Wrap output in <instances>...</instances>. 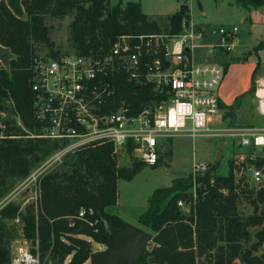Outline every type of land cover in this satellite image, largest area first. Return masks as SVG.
I'll list each match as a JSON object with an SVG mask.
<instances>
[{"label": "trees", "instance_id": "obj_1", "mask_svg": "<svg viewBox=\"0 0 264 264\" xmlns=\"http://www.w3.org/2000/svg\"><path fill=\"white\" fill-rule=\"evenodd\" d=\"M234 1L246 8L264 5V0ZM21 3L24 17L15 16L5 1H0V44L14 55L9 67L0 69V107L10 100L25 128L35 133L39 131L32 118L31 81L33 65L38 59L35 44L48 47L51 57L60 55L53 49L49 38L47 16L63 18L72 14L70 37L73 51L88 53L109 49L119 34L178 32L186 14L184 10L182 13L149 16L142 11L140 2L132 0L125 3L120 0L110 7L108 0H21ZM115 83L116 103L125 101L133 112L154 97L149 85L133 84L123 75H118ZM254 90L255 82H252L249 94L254 96ZM237 104L227 106V110L234 112ZM9 129L16 134L24 132L15 124ZM58 147L57 141L47 138L0 139V198L11 179L25 177L34 163ZM116 156L112 143L69 152L63 171L45 173L36 181V206L27 205L23 214L12 203L1 208L0 264H10L7 247L10 232L5 220L16 216L22 221L24 237L33 245L37 240L40 261L49 255L53 258L52 264H57L59 257L63 263L65 257L73 253L67 264H82L89 255V244L81 238L68 236V233L84 234L107 244L109 239L99 218H106L114 228L120 227L121 217L107 210L116 204L117 180L119 177L130 179L143 167L137 162L128 167L118 166ZM263 162V157L255 160L257 166ZM218 166L219 163L206 174L197 175L200 186L194 209L188 214L177 206V200L187 194L176 190L180 186L188 188L191 176L176 180L163 193L159 188L154 190L147 209L138 217V226L153 234L141 264H264V252H260L264 227L254 233V242L249 246L242 245V241L249 238L248 227L264 223V190L259 189L255 194L249 191L253 213L240 216L237 204L240 195L246 193L248 184L243 177L236 182L233 162L229 163L225 175L214 172ZM80 207L91 208L93 214L87 213V220L77 218ZM95 220L93 225L88 223ZM63 238H68L69 244Z\"/></svg>", "mask_w": 264, "mask_h": 264}, {"label": "built area", "instance_id": "obj_2", "mask_svg": "<svg viewBox=\"0 0 264 264\" xmlns=\"http://www.w3.org/2000/svg\"><path fill=\"white\" fill-rule=\"evenodd\" d=\"M211 35L214 39L208 41ZM237 42V26L203 27L183 20L178 32L119 34L107 50L38 58L33 65L31 91L32 118L39 131L25 128L14 110L15 123L24 131L21 136L57 141L60 147L54 151V162L81 148L112 143L116 154L127 153L153 166L160 158L162 138L226 134L238 137L241 147L252 148L264 158V121L261 127L251 128L225 129L218 127L219 123L216 128L209 126L222 120L217 90L224 66L198 61L196 49L207 46L210 51L229 53ZM3 67L0 61V69ZM118 75L136 85H149L154 97L136 112L125 101L116 103ZM254 97L264 120V83H255ZM9 125L0 107V139L18 136L7 133ZM251 155L247 163V155H235L236 182L240 177L246 182H259L264 177V162L257 166V155ZM192 169L195 196L196 177L206 172L208 165L194 162ZM177 205L184 206L182 199ZM87 213L93 214V210L80 207L76 217L87 220ZM88 223L93 225L96 220ZM38 263L29 241L20 239L10 253V264Z\"/></svg>", "mask_w": 264, "mask_h": 264}, {"label": "rangeland", "instance_id": "obj_3", "mask_svg": "<svg viewBox=\"0 0 264 264\" xmlns=\"http://www.w3.org/2000/svg\"><path fill=\"white\" fill-rule=\"evenodd\" d=\"M120 0H108V6H112L119 2ZM129 1V0H123ZM138 1L141 4L142 11L149 16L155 15H165L164 13L174 12L180 10L181 6L185 5L188 7V11L191 13L194 20H202L204 16L202 13L206 14V17L212 18L213 21L219 22L218 20L221 17H227L225 12H221V8L216 7L213 0H132ZM235 2L234 0H231ZM125 3V2H123ZM201 6V7H200ZM72 14H68L63 18H55L47 16L45 18L46 24L50 27L49 38L53 42V49L58 50L60 54L72 53L74 52L73 43L71 42L70 34V22L72 21ZM186 21H190L189 15L187 13L184 16ZM230 21V19H228ZM192 22V21H190ZM197 25V24H196ZM214 39V36L211 35L208 41ZM36 54L38 58H44L49 56V48L42 44H35ZM222 53L217 50L210 51L209 48L199 47L196 49V58L198 61H211L220 59ZM254 96H249L247 98V105L243 106L246 108L245 112L241 113L239 119L236 117V110L234 112L228 111L227 109L222 112V119L225 123L216 122L210 124V128L218 127L225 129H234V128H251V127H261L263 125V120L254 113L255 103ZM1 107L6 112V118L9 127L12 124H15L14 120V110L13 103L10 100H7L3 103ZM233 115V117L231 116ZM246 115V118L244 117ZM226 132H231L227 131ZM7 133H12L21 136L23 133L16 134L8 128ZM6 138H16V137H6ZM27 138V137H24ZM34 138V137H32ZM4 139V138H3ZM221 143H224L221 149V156L219 160V166L214 172L216 174L225 175L229 168V163L234 162L235 155L237 153H244L246 156V163L251 154H256L259 157V153L254 151L252 148H243L239 145L238 137L232 136L229 134L223 136H195L189 137L184 135H178L169 138H162L159 146V155L160 158L156 165L150 166L143 164L141 160L136 157L131 156L127 153H119L117 156V164L121 167H128L133 162L141 164L143 167L130 179H125L119 177L117 180V201L116 204L110 206L107 210L109 213H113L124 221L129 223L138 224V217L142 214L148 207L149 199L156 189H160L163 193L165 190L169 189L174 185L176 180L187 178L192 176L193 164L194 162H204L209 166L213 163L215 159L216 152ZM57 149V148H56ZM55 149L44 156L40 161L34 163L30 167L28 174L23 178H13L8 182L7 191L0 198V209L5 207L8 203H12L18 207L20 213L25 212V207L29 204L36 206L37 199L35 195H38V186L36 181L45 173H50L54 171H63L66 168L67 162V153L64 154L59 161H53ZM66 157V158H65ZM255 159V160H256ZM244 167L246 166L243 163ZM210 170L204 172L205 174ZM38 174V175H36ZM35 175V179L31 176ZM246 182V181H244ZM195 185V196L193 195V185L190 181V186L188 188L178 187L176 191L183 192L186 197H181L183 201V207H178L183 213L188 214L191 210L194 209V204L197 199V188L200 186V183L196 179ZM248 184V189L246 193H243L239 197V202L237 204V212L240 216L245 217L253 213V205L249 201L252 198V194L249 191H252L253 194L259 189L264 190V177L259 181L249 180L246 182ZM223 193H226V190H222ZM170 193L167 196V199L173 194ZM249 195V198L247 196ZM190 196V197H189ZM188 197V198H187ZM166 199V200H167ZM178 199V200H179ZM177 200V201H178ZM7 224V229L10 232L9 242L7 247L9 252L15 251L18 241L22 238H25L22 232V221L19 216H16L14 219L5 220ZM264 227V223L260 226H249V238L247 241H242L243 246H249L252 242L255 241L254 233ZM150 232V231H149ZM151 233V232H150ZM68 236L81 238L85 242H88L89 249L99 250L107 246V244L99 243L95 241L90 236L79 234L75 235L68 233ZM153 236V234L151 233ZM27 239V238H26ZM28 240V239H27ZM65 240V241H64ZM31 249L35 250V254L38 255L37 249V240L36 244L33 245L30 240ZM63 241L69 244L68 238H63ZM150 243V242H149ZM149 247V244H148ZM147 247V248H148ZM260 252H264V243L260 247ZM72 254H69L65 257L63 263L59 257L57 264H67ZM39 257V256H38ZM53 258L49 255L45 256L42 261L39 259L38 264H52ZM89 263V255L87 259L82 264Z\"/></svg>", "mask_w": 264, "mask_h": 264}, {"label": "crops", "instance_id": "obj_4", "mask_svg": "<svg viewBox=\"0 0 264 264\" xmlns=\"http://www.w3.org/2000/svg\"><path fill=\"white\" fill-rule=\"evenodd\" d=\"M213 1L216 7L221 8V12L227 14V17H221L217 23L212 18L208 19L204 12L202 20H194L187 6L184 10L189 15L190 21L203 27H238V42L234 49L229 53H222L220 59L211 61L219 62L224 66V76L217 90L220 104L223 105L221 113L227 109V106L238 103L235 110L236 117L240 120L239 118L242 117L240 114L246 110L243 106L247 105V98L253 96L249 94L252 82L264 83V43L262 47L257 48L259 43L264 42V5L246 8L231 0ZM253 102L255 116L263 120V116L257 110L255 98ZM244 117L246 118V115ZM219 122L225 123L224 119Z\"/></svg>", "mask_w": 264, "mask_h": 264}, {"label": "water", "instance_id": "obj_5", "mask_svg": "<svg viewBox=\"0 0 264 264\" xmlns=\"http://www.w3.org/2000/svg\"><path fill=\"white\" fill-rule=\"evenodd\" d=\"M4 1L15 16L24 17L25 12L21 0ZM185 8V5L181 6L179 12L182 13ZM13 57L12 52L0 44V61L5 68L9 67V62ZM223 145L224 143L220 144L215 159L208 170L218 164ZM99 220L104 227L109 242L103 249H89L88 264H141L142 255L151 241V233L127 221L122 222L120 227L114 228L106 218L100 216Z\"/></svg>", "mask_w": 264, "mask_h": 264}]
</instances>
